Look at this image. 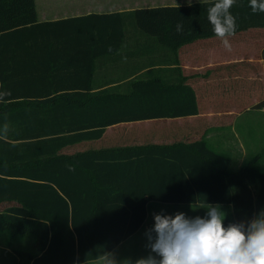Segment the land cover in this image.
Masks as SVG:
<instances>
[{"label":"trees","instance_id":"obj_1","mask_svg":"<svg viewBox=\"0 0 264 264\" xmlns=\"http://www.w3.org/2000/svg\"><path fill=\"white\" fill-rule=\"evenodd\" d=\"M231 11L235 33L264 27V12L253 13L249 0ZM129 23L149 36L136 37L137 57L163 51V65L174 66L146 62L123 85H96L97 59L121 51ZM211 36L198 1L39 21L36 0H0V91L11 93L0 101V127L10 125L0 138V202H18L0 211V231L36 236L29 264L97 260L143 225L149 201L232 204L237 219L225 226L264 209V171L253 163L233 170L232 159L204 138L61 152L101 138L111 125L197 115L177 51ZM255 198V207H244Z\"/></svg>","mask_w":264,"mask_h":264},{"label":"crops","instance_id":"obj_2","mask_svg":"<svg viewBox=\"0 0 264 264\" xmlns=\"http://www.w3.org/2000/svg\"><path fill=\"white\" fill-rule=\"evenodd\" d=\"M197 1L146 0L143 5H140L136 4L135 0H36V6L39 21H52L90 13H111L141 6L186 5ZM137 36H139L137 32H128L126 29L125 43L121 51L116 55L97 59L93 83L98 86L123 85L124 82L144 72L146 66H149L146 62L155 61L152 64L158 65L154 66H174L163 65V60L168 55L167 52L163 51H159L160 54L150 53L137 57V50H135L138 44ZM230 42L232 48L231 51H228L223 47L218 37L211 36L187 43L177 51L182 74L186 77V82L192 85L197 93L199 105L197 115L123 122L107 127L104 135L99 139L81 142L99 143L98 146L88 149L92 150L147 144H173L172 142L177 139H185L184 143H190L204 138L209 144L211 140H219L223 142L220 145L221 148L229 153L225 154L232 159L233 170L238 171L246 164L250 155L249 149L255 148L253 142L256 139L247 133L249 123L252 122L246 116L248 113L252 112L256 117L254 123L261 119L263 123L259 125L258 129L264 132V108L257 107L258 103L264 99V27H254L237 32L230 37ZM195 43L198 44L194 46ZM124 49L128 52L135 51L123 58L119 55ZM46 51L47 54L44 55V59L50 53V50ZM82 79L80 78V80ZM213 101L218 102V104L209 103ZM201 103H204V106H201ZM204 117L208 119H202ZM186 120H191L188 123L190 125L189 130L178 131L181 129L178 128L175 131L167 130L168 134L166 132L161 134V130L168 128L169 125L173 124V121ZM157 123H159L158 126H156ZM134 129H138V131H133ZM257 137L259 136L257 135ZM70 153L74 154L73 151ZM253 193L254 196L257 195L255 191ZM248 201L251 204L244 207L256 206V198ZM5 203H10V206L18 204L15 200L12 201L13 204L0 202V207L4 208ZM215 204L213 203V205ZM200 205L206 206V204L201 203L149 201L147 217L143 225L122 241L116 249L134 239L136 241L133 245L138 248V253H134V256H147L150 250L146 247L148 241L145 232L154 224L153 213H159L163 210L166 214H175L177 211L184 212L188 207ZM220 205L227 213L225 221H236L237 217L233 205ZM255 215L256 213L253 217ZM246 219L244 217L245 221ZM81 264H97V260Z\"/></svg>","mask_w":264,"mask_h":264},{"label":"clouds","instance_id":"obj_3","mask_svg":"<svg viewBox=\"0 0 264 264\" xmlns=\"http://www.w3.org/2000/svg\"><path fill=\"white\" fill-rule=\"evenodd\" d=\"M206 6L207 20L223 47L231 51L237 17L231 9L237 0H198ZM253 13L264 12V0H249ZM182 31V25H177ZM10 91H0V101ZM10 125L0 127V138L6 137ZM205 215L189 216L183 211L153 213L154 224L145 232L147 256L135 260L120 259L115 252H104L97 264H264V209L250 221L225 226L227 213L220 204L200 205ZM195 210V207L193 208Z\"/></svg>","mask_w":264,"mask_h":264},{"label":"rangeland","instance_id":"obj_4","mask_svg":"<svg viewBox=\"0 0 264 264\" xmlns=\"http://www.w3.org/2000/svg\"><path fill=\"white\" fill-rule=\"evenodd\" d=\"M144 1L146 0H135V2H137L136 4H140V5H143ZM128 26H129L128 32L135 31L140 36V38H143V39L149 38V36L145 34L146 32L141 31L135 23H129ZM197 44L198 43H195L194 46H196ZM209 103L218 104V102H215V101L209 102ZM201 106H204V103H201ZM246 116L248 119L252 120V122L249 123L250 126L248 127L247 133L249 136H253L256 139V141H254L255 143L253 142V145L255 146V148L249 149L250 155L248 159L246 158L247 159L246 163H253L255 164L257 169L264 171V132H262L261 129H258L259 125H261L263 122L261 121V119H259V122L254 123V118L256 117L253 115L252 112L248 113ZM202 119H208V118L204 117ZM190 121L191 120L173 121V124L169 125L168 128L161 130V134L165 132L167 133L168 132L167 130L175 131L178 128H181L178 131L189 130L190 125H188V123ZM158 124L159 123H157L156 126H158ZM133 131H138V129H134ZM131 134H133V132H131ZM257 135L259 137H257ZM218 137H220V135H218ZM184 142H185V139H177V140H174L172 143L174 144V143H184ZM221 144H223L222 141L211 140L209 146L217 152L224 153V154L228 153L227 150H224L221 148L220 146ZM98 145L99 143H94V142L90 143L88 141L78 142V143L69 145L70 147L69 146L65 147L61 152L65 154H71L70 151H73V153L75 154L78 152L87 151L90 147L94 148ZM12 201L13 200H5L2 202L12 203ZM10 205H11L10 203H5L4 208L0 207V211H2V209L5 210ZM194 207H195V210H193ZM206 211L207 209L204 207L192 206V207H188V209L185 210L184 212L187 213L189 216H196V215L203 216L205 215ZM36 241H37L36 236L33 233H27L25 235L23 234L15 235L9 231H0V264H29L31 262L30 261L31 258L34 255H36ZM134 241L136 240L131 239L127 241V243L120 246L118 249H116L113 252H115L120 259L130 258L132 260H135L141 257V256H134V253H138V248L136 247V245H133Z\"/></svg>","mask_w":264,"mask_h":264}]
</instances>
